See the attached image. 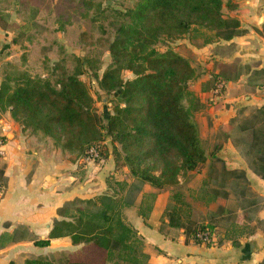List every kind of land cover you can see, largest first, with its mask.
<instances>
[{"label":"trees","instance_id":"1","mask_svg":"<svg viewBox=\"0 0 264 264\" xmlns=\"http://www.w3.org/2000/svg\"><path fill=\"white\" fill-rule=\"evenodd\" d=\"M17 1L18 16H25L31 4L45 2L48 22L57 26L47 35L37 30L19 32L11 42H24L34 53L46 46L55 59L50 61L46 53H36L43 59L40 71L34 73L13 61L5 62L0 104L9 106L12 116L21 119L22 130L36 144L57 148L66 155L81 156L91 145L109 138L110 146L105 144L101 149L100 144L101 156L110 151L115 163L125 165L132 177L130 182H118L127 186L125 194L103 193L78 199L80 205L72 218L54 222L49 237L68 234L74 243L83 241L78 251L58 261L30 257L25 264H107L114 254L128 264H152L141 237L124 219L123 207L134 202L144 183L155 187L176 185L182 174L213 155L203 144L194 117L200 102L189 89L195 73L190 59L171 47L160 50L154 43L161 36L173 37L197 27L213 33L205 42L230 38L240 31L239 21L226 15L223 6L236 11V4L232 0H123L124 5L116 7L111 0ZM11 3L0 0V9ZM62 3L65 6L59 8ZM99 20V30H92L93 22ZM58 30L68 42L82 44L84 53L68 50L57 37ZM29 50L22 54L24 60ZM105 50L112 61L99 76ZM122 68L131 70L134 76L124 80L120 76ZM84 71L96 76L100 88L116 93L118 102L112 111L105 112L106 121H98L89 86L80 77ZM221 79L213 75L210 88ZM252 117L256 120L244 125L251 129L249 150L264 178V106ZM219 173L222 180L232 176L244 180L237 170L224 166ZM211 191L208 199L218 200L216 210L229 211L225 207L228 192L215 187ZM169 199L160 231L172 238L181 229L190 239L199 231L212 234V224L193 219L192 207L188 210L191 204L181 191H174ZM143 203L139 213L146 218L151 205ZM60 211H66V207ZM192 239L201 242L200 238ZM48 240L35 243L44 245ZM258 264H264V259Z\"/></svg>","mask_w":264,"mask_h":264},{"label":"crops","instance_id":"2","mask_svg":"<svg viewBox=\"0 0 264 264\" xmlns=\"http://www.w3.org/2000/svg\"><path fill=\"white\" fill-rule=\"evenodd\" d=\"M232 1L237 10L224 5L223 11L238 19V33L199 44L184 39V47L175 49L195 69L189 89L200 107L194 117L203 144L213 154L185 173L203 177L212 168L220 172L224 166L244 177H228L231 187L222 188L228 192L225 207L229 209L223 212L231 214L235 232L219 230L210 244L193 241L182 229L174 238L166 235L159 225L173 185L144 183V190L122 211L141 237L152 264H258L264 259V178L249 150L251 129L244 125L264 106V0ZM215 74L226 84L219 97H213L210 88ZM10 110L0 104V136L5 140L0 155V264H25L30 257L65 259L84 242L74 243L68 234L49 237L54 222L72 218L80 205L76 200L113 194V182H129L132 177L125 165L115 163L110 151L99 160H83L36 144ZM180 178L179 182L188 179ZM240 181L246 190L237 185ZM147 190L153 192V198L143 218L139 208ZM204 204L208 211H216L218 200ZM62 207L66 211H60ZM195 220L208 222L206 217ZM38 239L49 242L36 244Z\"/></svg>","mask_w":264,"mask_h":264},{"label":"rangeland","instance_id":"3","mask_svg":"<svg viewBox=\"0 0 264 264\" xmlns=\"http://www.w3.org/2000/svg\"><path fill=\"white\" fill-rule=\"evenodd\" d=\"M110 4L116 7H122L124 5L123 0H111ZM64 6V3H62L59 5V8H63ZM17 7L18 1L12 0V3L9 7L0 9V80L2 78L3 68L5 67L4 64L9 60L13 61L14 64L22 68L28 69L29 72L34 73L35 71H40V62L43 59L39 54L36 56V53H46V56H48V60L50 61H53L55 59L53 54L47 49L46 46L45 48L41 49V52H38L37 50V52L34 53L28 49L30 55L27 56L26 60L23 59L22 54L28 51L26 48V43H12L11 39L14 36H17L19 32H28L34 30H37V32L45 33L47 35L51 33L49 32V29L55 28L57 25L56 23L51 24V22H48V18H46L48 7H45V2H40L39 4H31L27 8L25 16H18ZM99 24L100 20L93 22V24L91 25V29L94 31H98ZM56 35L60 39V41L65 44L68 50L75 51L79 54L84 53V46L82 44H72L68 42L62 31L58 30L56 32ZM212 35L213 33H211V31L203 27H197L190 29L188 32L173 37L161 36L154 43V46L160 50H163L167 47H171L173 49L178 47L177 50L179 51L184 47L183 45H185L186 41L184 39L199 44L205 42L206 37ZM111 61L112 56L109 51H103L101 66L98 69L99 76L102 74L103 70L111 63ZM120 76L125 80L128 78H132L134 76V73L127 68H122L120 71ZM80 77L89 86L90 92L93 96V109L97 114L98 121H106L105 112H108L110 110L112 111L113 104L118 102L116 93L114 92V90L109 91L100 88L98 79L95 75L92 74L91 71H84L83 73H81ZM261 115L262 114H260V116ZM249 120L255 121L256 119L250 115ZM19 121L21 122V119H19ZM100 144L102 146L101 149H104L103 146H105V144H108V146H110L109 138L106 137L104 141L100 142ZM101 152H103V150ZM206 174L207 175L203 177H195L194 175H197L196 173L191 174V177L186 175V173L182 174L180 176L181 178L186 177L188 179L182 182H178L176 185H173L171 194L176 190L181 191L185 200H187L191 204L188 210L192 207V217H194L195 219H202L206 217L208 219V222L214 226L213 234L219 233V230L226 232L227 234H232L235 232V229L234 226H232L230 223L231 214H229L228 212H219L217 210L208 211L207 207L204 204L210 200L208 198L210 197V192H212L211 190L214 187L218 188L219 190H222L223 186L226 185L231 187V183L229 182L230 180H222L218 175L219 170L216 168H212ZM113 183H115L113 185V195L120 196L121 194H125L127 189L126 185L121 186L120 183ZM237 185H240L243 189L246 190V184L244 182L240 181V183ZM142 190H144V184L142 185ZM143 194H146L142 195L144 203L150 204L152 202L153 192L147 190L144 191ZM169 201L170 199L168 200V202ZM169 203H171V201ZM82 205L84 206V204ZM90 208H96V206H90ZM70 210L74 211L73 207L70 208ZM183 215L186 218V215H188V211ZM113 257V259L108 261V264H128L127 261L118 257L117 254H114Z\"/></svg>","mask_w":264,"mask_h":264},{"label":"built area","instance_id":"4","mask_svg":"<svg viewBox=\"0 0 264 264\" xmlns=\"http://www.w3.org/2000/svg\"><path fill=\"white\" fill-rule=\"evenodd\" d=\"M225 81L223 79L218 80L214 87L211 89V92L213 94V97H219L223 94L225 90ZM4 138L0 136V155L3 152V146H4ZM83 160H99L101 158V152H100V144H93L91 145L83 155H81ZM192 238H200L201 243H206L207 241H213V232L210 235L208 231H199L196 233L195 237ZM194 240V239H192Z\"/></svg>","mask_w":264,"mask_h":264}]
</instances>
